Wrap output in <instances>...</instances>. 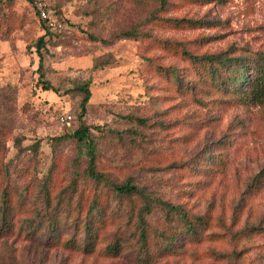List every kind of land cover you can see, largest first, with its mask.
Segmentation results:
<instances>
[{"label": "rangeland", "instance_id": "1", "mask_svg": "<svg viewBox=\"0 0 264 264\" xmlns=\"http://www.w3.org/2000/svg\"><path fill=\"white\" fill-rule=\"evenodd\" d=\"M39 2L58 33L43 53L46 79L56 91L34 87L38 55L32 42L43 33ZM13 3L14 31L0 33V87L13 90L0 117L6 124L0 179L24 187L26 206L16 228L0 234V264H142L135 219L127 221L125 207L87 175L77 142L58 138L78 125L81 95L72 81L89 76L82 121L97 142L96 170L115 182L130 178L209 218L203 233L179 239L148 264H264V172L254 178L264 167V97L243 98L211 81L183 91L172 74L175 69L181 81L197 85L184 51L264 53V0H166L163 7L160 0ZM126 30L136 34L121 37ZM95 60L101 67L91 70ZM46 181L51 203L62 197L72 209L68 219L56 211L57 242L49 238L46 215L53 210L44 205ZM92 199L102 222L95 247L85 251L86 231L75 221L78 206L83 215ZM149 221L151 233L163 226L157 215ZM115 241L118 253L107 252Z\"/></svg>", "mask_w": 264, "mask_h": 264}, {"label": "trees", "instance_id": "2", "mask_svg": "<svg viewBox=\"0 0 264 264\" xmlns=\"http://www.w3.org/2000/svg\"><path fill=\"white\" fill-rule=\"evenodd\" d=\"M29 1L33 3L34 0ZM13 2L14 0H0V33L3 35H8L10 32L14 31L17 17L14 15L12 9ZM165 3L166 0H160L159 6L163 7ZM45 8L47 11L49 10L47 6H45ZM36 13L39 16L38 8L36 9ZM152 17L155 18V15ZM39 19L41 21L43 33L32 42V46L35 48L38 55V65L36 69L38 75L34 87L44 91H56L55 87L46 79L43 65V53H48V44L58 33L56 34L57 30H53L54 28L51 29L43 19L40 17ZM135 34L133 30H126L122 32L121 37H130ZM46 36L49 37L46 38ZM184 52L186 55L185 60L191 64V70H193L194 75L197 76L198 82L197 85H195V83H189V81H181L176 70L172 69L177 88L180 86L183 91L193 92L207 81H211L212 87L223 88L222 91L238 94L243 98L248 97L252 100H258L264 97V53H252L241 56L229 55L223 52L202 53L200 55H193L188 51ZM238 65L240 69H237L236 66ZM99 67H101V65L96 60L92 62L91 70H96ZM91 80V76H89L82 80L72 81L73 91L81 95V111L78 116V125L73 131L60 135L58 138L73 139L77 142L81 152L87 157V175L99 184H103V187H106L108 191L115 196L119 204L125 207L127 221L135 219L133 225L135 234L137 233L135 244L138 248V258L141 260L142 264H148L153 262L156 256L161 255V253L168 254L171 252L179 239L189 240L203 233L206 224L209 223V218L206 214L198 216L190 213L178 202L175 203L161 199L154 195L152 191L149 192L146 187L134 184L130 178L125 181L115 182L104 173L96 170L97 142L91 137L90 129L82 121L87 111L86 105L91 98ZM7 88L8 87H0V117L6 108H10V95L13 90H7ZM3 127H6V124L0 123V133ZM96 129L102 130L100 126H97ZM13 144L17 147V154L19 155L22 150L20 140L15 137L13 139ZM5 149L6 145L4 140L0 138V156ZM5 165L7 164L5 163ZM3 170L6 172L7 168L4 167ZM263 172L264 167L254 178H260ZM11 182L12 181H8L7 178H5L4 181L0 179V234L11 232L16 228V217L26 206V192L23 193L24 187L21 188L17 182ZM42 187L45 195L44 205L47 210H53L46 215L48 225L50 226L49 238L57 242L59 240V235L55 234L58 224L56 221V211L64 213L65 218L68 219L72 209L70 202L64 201L62 197L58 198L56 204H52L48 196L47 181L42 184ZM20 197L23 199L22 202L20 201ZM135 200L140 201L136 209H134ZM99 209L100 205L97 199H92L91 203L88 205L87 211L83 215L82 206H78L79 214L76 217L75 224L81 226V228L86 231V241L83 244V248H81L85 251L92 250V248L95 247L97 241V228L102 222L101 219L95 216L99 215ZM80 214L82 216H80ZM153 215L159 217L160 223L163 226L160 230H158L159 227L154 226L156 230H154V233H151L153 230L149 218ZM256 229L258 228L252 227L250 231ZM64 244H68V246L73 248L81 247L80 243L74 240H65ZM120 247L121 244L115 241L113 245L108 244L105 250L112 254H117Z\"/></svg>", "mask_w": 264, "mask_h": 264}, {"label": "built area", "instance_id": "3", "mask_svg": "<svg viewBox=\"0 0 264 264\" xmlns=\"http://www.w3.org/2000/svg\"><path fill=\"white\" fill-rule=\"evenodd\" d=\"M37 8H38V11H39V16L41 19H43L46 24L51 28H55L56 27V24H55V21L54 19L49 15L48 11L46 10L45 8V5L41 2L37 3ZM66 120L69 119V116H66L65 118ZM64 120V119H63Z\"/></svg>", "mask_w": 264, "mask_h": 264}]
</instances>
